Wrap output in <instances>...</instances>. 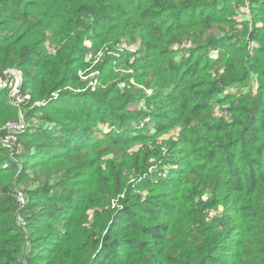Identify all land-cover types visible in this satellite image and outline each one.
<instances>
[{
    "label": "trees",
    "instance_id": "trees-1",
    "mask_svg": "<svg viewBox=\"0 0 264 264\" xmlns=\"http://www.w3.org/2000/svg\"><path fill=\"white\" fill-rule=\"evenodd\" d=\"M243 3L0 0V72H21L36 118L16 160L0 144V264H264V0L231 32ZM99 56L86 91L78 73ZM6 94L0 128L18 113ZM102 153L110 181L84 188L97 200L60 187Z\"/></svg>",
    "mask_w": 264,
    "mask_h": 264
},
{
    "label": "rangeland",
    "instance_id": "rangeland-1",
    "mask_svg": "<svg viewBox=\"0 0 264 264\" xmlns=\"http://www.w3.org/2000/svg\"><path fill=\"white\" fill-rule=\"evenodd\" d=\"M231 6H232V8L235 9L234 17L232 19L235 22L233 23V25H231L229 23L228 17H226V19H224V20H225L226 25L229 28H232V30H234V31H231V32H235V30H240V26L236 22L238 20H241V18L239 16H242L244 14H247L248 16L249 15L251 16V14H252V9L250 8L251 0H244L243 5H239L237 7H234L233 4ZM131 47L136 49L134 46H131ZM178 48L180 50L186 51V49L189 48V47L187 46V44H182ZM87 54H88V57L91 58L90 57V53L88 52ZM100 56L97 57V59L95 61L90 62V64L88 65V67L86 69H84L82 71L80 70L79 73H78L80 75L81 80L86 83V85H85L86 89H84L86 91L88 90L87 88H90V90H94L95 87L98 86V84H99L98 80L96 78V73L97 72L95 71L94 66H95L97 60L100 58ZM121 73H126V71L122 70ZM137 87L140 89L141 86H137ZM6 92H7V94H6L7 98L10 101H12V98L9 96V93H8L7 90H6ZM20 92H21V94H24L22 92V90H20ZM75 92H77V91H75ZM150 92H151L150 89H146L145 90L146 94H149ZM224 92H230V91L227 89ZM54 95L56 96L57 93H55ZM58 95H59V92H58ZM56 98H58V96L54 97L53 99H56ZM73 100H74V98L72 96H70V97L66 96L65 99H64L65 102H72ZM84 100H81V101L77 102V104L80 105L81 102H83ZM31 104L32 103L30 102V99H29V100L22 101L18 106L14 105L17 108L18 113H17L15 118H10L9 117L6 121L23 117L25 121L27 120L30 124L35 125L36 118L32 116V111L28 110ZM24 112H25V114H24ZM26 112H31L29 114L30 115L29 118L26 116L27 115ZM27 121H26V123H27ZM146 121L148 122L149 118H146ZM110 129L114 130L116 133H121V130L117 128V124L106 123V124L103 125V130L109 131ZM52 131H55V132L59 131L57 125H53L50 130H47V127H45V129L41 130V132L43 134H45V135L51 133ZM101 132H104V131H101ZM172 136H173V130H171V133H169L168 136H166V138H160L159 137V139L158 138L157 139H158L159 142H161L162 140L169 139ZM103 137H104L103 134H97L94 131L92 133V137H91V140L89 142H92V140H94L95 138H103ZM29 141L31 142V144H35L37 142H41V143H37V145L43 146L42 143L49 141V138H47L45 136H42V137H37V138H34V139H29ZM19 146H20V138L16 142L15 147L13 149V152H17ZM136 147L137 146L131 147L127 151L133 150ZM11 152H9L7 150H6V152L4 151V153H5V155L7 157L9 156L10 159L16 160V157ZM102 152H120V151L104 150ZM111 154H113V153H111ZM111 157L112 156H110L109 154L102 153V154H100L98 156L88 155V156L82 158L83 161H92V163H95V165L93 166V165L90 164L87 167H79V168L73 169L71 173H66L63 177L59 178V180H61V181H58L59 184H60V187L64 186V182L72 183V185L70 187H68V191L69 190H73L74 188H77V190L79 191L78 192V197L82 198V199L87 198V204H92V202H94L95 200H97V198H99V191L96 192V194L95 193L87 194V192L84 191L85 190L84 188H85L86 182H87V176H91L92 180L96 183V185H98L102 181H103V183L109 182L110 181V176L109 175H102L101 173L104 171V168L107 165V163L112 160ZM118 161H119V159H118ZM172 166H175V164H172ZM73 167L74 166L70 167L67 172L71 171V169ZM167 173L168 172H166V169H164V171H160L159 176H166ZM132 181H133V179H130V177H128L127 183H130ZM24 183L25 182H18L17 183V185H18L17 187L22 189L24 187ZM29 183H31V180H29ZM121 197H122V195H120V199H121ZM116 201H117V198L111 199V201H110L111 207L115 206V204L117 203ZM91 213H92V209L90 207L80 206L79 207V211L77 212L76 216H78L82 221L86 222V221H90ZM211 214H214V212H211Z\"/></svg>",
    "mask_w": 264,
    "mask_h": 264
},
{
    "label": "built area",
    "instance_id": "built-area-1",
    "mask_svg": "<svg viewBox=\"0 0 264 264\" xmlns=\"http://www.w3.org/2000/svg\"><path fill=\"white\" fill-rule=\"evenodd\" d=\"M23 82L22 74L14 68L4 69L0 72V89L8 90L12 98V104L18 106L22 101L29 100V94H21V85ZM27 123L23 117L6 121L0 128V144L7 151L13 154V149L20 135L26 130ZM15 198L20 207L27 203V196L21 189L15 190ZM20 222L21 218L19 219Z\"/></svg>",
    "mask_w": 264,
    "mask_h": 264
},
{
    "label": "crops",
    "instance_id": "crops-1",
    "mask_svg": "<svg viewBox=\"0 0 264 264\" xmlns=\"http://www.w3.org/2000/svg\"><path fill=\"white\" fill-rule=\"evenodd\" d=\"M27 121V120H26ZM28 124V123H27Z\"/></svg>",
    "mask_w": 264,
    "mask_h": 264
}]
</instances>
